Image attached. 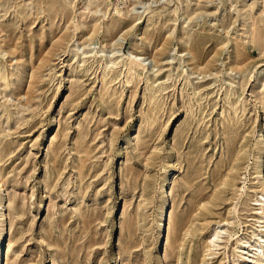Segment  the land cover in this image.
<instances>
[{
  "label": "rangeland",
  "instance_id": "obj_1",
  "mask_svg": "<svg viewBox=\"0 0 264 264\" xmlns=\"http://www.w3.org/2000/svg\"><path fill=\"white\" fill-rule=\"evenodd\" d=\"M1 214L0 264L260 262L264 0H0Z\"/></svg>",
  "mask_w": 264,
  "mask_h": 264
},
{
  "label": "bare ground",
  "instance_id": "obj_2",
  "mask_svg": "<svg viewBox=\"0 0 264 264\" xmlns=\"http://www.w3.org/2000/svg\"><path fill=\"white\" fill-rule=\"evenodd\" d=\"M58 12V11H57ZM56 12V13H57ZM59 13V12H58ZM62 13H63V11H62ZM61 13V14H62ZM65 15H63V17H64ZM62 17V18H63ZM85 19H87V18H85ZM60 21V20H59ZM93 22H95L94 24H96L97 23V19H95V20H93ZM112 22V21H111ZM86 21L84 20V22L81 24V25H79L78 26V28L79 29H83L84 27H85V25H86ZM68 24V23H67ZM112 24V23H111ZM119 25V24H118ZM114 29H116L115 27L114 28H107L106 29V35H108V36H110L111 35V32H112V30H114ZM121 29V28H120ZM102 30V29H101ZM77 31V30H76ZM94 31L96 32V31H98V25H95L94 26ZM236 53H237V56H236V59L238 60H240L243 56L242 55H240L237 51H236ZM198 60V59H197ZM129 61H130V63L133 65V66H137L138 68H140V67H145V65H143V62H145V60L143 61L142 59H137V57H134V58H131V59H129ZM141 61H143V62H141ZM192 61L194 62V64L195 65H197V61L195 60V57H193V59H192ZM140 62V63H139ZM115 64V63H114ZM128 64V63H127ZM136 68V67H135ZM127 70V69H126ZM129 70V69H128ZM143 70V69H142ZM111 73H112V71H111ZM133 75V74H132ZM107 76V75H106ZM108 76H109V74H108ZM130 76V75H129ZM117 77V76H116ZM107 81H109V80H107ZM126 84H128V83H126ZM106 85V84H105ZM110 94V93H109ZM226 130V129H225ZM224 130V131H225ZM236 136H235V134H234V138H235ZM239 138V137H238ZM232 141V140H231ZM234 146H236V145H234ZM236 149V148H235ZM227 163V162H226ZM230 163V162H229ZM232 165V164H231ZM230 168V167H229ZM230 176V175H229ZM224 184L226 185V186H228V185H230V183L228 182V179L227 180H225V182H224ZM258 204V203H257ZM262 214V213H261ZM2 217H3V215L1 214L0 215V222H1V219H2ZM264 220V219H263ZM164 222V221H163ZM163 222L161 223V225H160V229H162V227H163ZM166 229V228H165ZM5 233H6V230H5V226L4 225H0V253L2 254V252H3V245H4V241H5ZM163 235V234H162ZM212 244H214V241L212 240L211 242H210V245H212ZM214 246V245H213ZM259 253V254H258ZM255 254H257V255H259L260 257H261V261L260 262H257V264H264V249L262 248V247H258V249L257 250H255ZM249 260H248V262H247V264H252L253 263V261H251L250 259L251 258H248Z\"/></svg>",
  "mask_w": 264,
  "mask_h": 264
}]
</instances>
